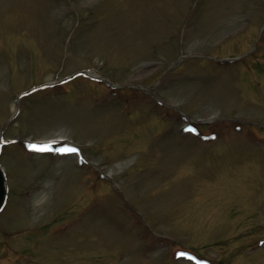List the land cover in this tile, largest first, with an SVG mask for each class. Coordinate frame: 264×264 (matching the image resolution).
Wrapping results in <instances>:
<instances>
[{
    "label": "rangeland",
    "instance_id": "obj_1",
    "mask_svg": "<svg viewBox=\"0 0 264 264\" xmlns=\"http://www.w3.org/2000/svg\"><path fill=\"white\" fill-rule=\"evenodd\" d=\"M0 134V264H264V0H0Z\"/></svg>",
    "mask_w": 264,
    "mask_h": 264
},
{
    "label": "water",
    "instance_id": "obj_2",
    "mask_svg": "<svg viewBox=\"0 0 264 264\" xmlns=\"http://www.w3.org/2000/svg\"><path fill=\"white\" fill-rule=\"evenodd\" d=\"M81 74L89 75L88 71H82ZM6 198V183L3 169L0 165V209L2 208Z\"/></svg>",
    "mask_w": 264,
    "mask_h": 264
},
{
    "label": "snow or ice",
    "instance_id": "obj_3",
    "mask_svg": "<svg viewBox=\"0 0 264 264\" xmlns=\"http://www.w3.org/2000/svg\"><path fill=\"white\" fill-rule=\"evenodd\" d=\"M45 147H46V146H45ZM41 150H43V148H41ZM63 151L73 152V151H75V149H71V148H69V149H64ZM177 255H178V256H187L186 253H178ZM187 258H188V259H192V257H190V256H188Z\"/></svg>",
    "mask_w": 264,
    "mask_h": 264
},
{
    "label": "bare ground",
    "instance_id": "obj_4",
    "mask_svg": "<svg viewBox=\"0 0 264 264\" xmlns=\"http://www.w3.org/2000/svg\"><path fill=\"white\" fill-rule=\"evenodd\" d=\"M115 170H116V166H113V167L110 168L109 172L111 173V172H113Z\"/></svg>",
    "mask_w": 264,
    "mask_h": 264
}]
</instances>
